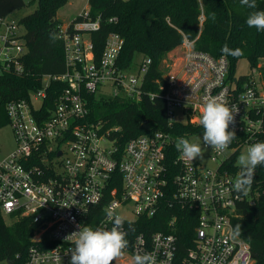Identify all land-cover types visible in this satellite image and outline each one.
<instances>
[{"label":"built area","instance_id":"1","mask_svg":"<svg viewBox=\"0 0 264 264\" xmlns=\"http://www.w3.org/2000/svg\"><path fill=\"white\" fill-rule=\"evenodd\" d=\"M101 26L89 8L61 24L58 38L64 47L65 73L44 76L29 101L7 106L17 146L0 163V213L12 223L29 218L35 228L25 264H70L75 240L70 235L84 226L110 230L109 207L124 218L128 241L113 264H134L137 253H150L155 264H253L251 245L234 234L233 221L241 205H254L262 195L256 180L260 166L246 194L235 192L233 184L241 173L239 156L252 144L264 142V59L251 67L252 75L231 77L226 57L198 51L194 41L185 39L179 63L165 71L163 83L156 81L169 126L200 125L202 107L213 97L236 114L229 126L236 138L224 151L211 148L215 168L205 169L196 159L182 158L175 148L179 137L190 140L200 134L157 130L121 145L119 127L106 129L103 122L89 120L85 93L134 102L158 95L145 90L151 58L140 56L137 74L119 67L124 46L119 34L107 36L100 60H95L91 36ZM21 29L9 17L0 19V76L24 72ZM51 82L68 86L48 109L44 102ZM178 112L184 122L175 119ZM162 213H168L166 230L140 229V222H153ZM180 218L193 227L185 250Z\"/></svg>","mask_w":264,"mask_h":264},{"label":"trees","instance_id":"2","mask_svg":"<svg viewBox=\"0 0 264 264\" xmlns=\"http://www.w3.org/2000/svg\"><path fill=\"white\" fill-rule=\"evenodd\" d=\"M69 0H32L36 5L33 13L18 23L24 29V72H6L0 76V128L9 123L7 106L14 101L27 100L42 87L44 76H59L65 73L64 47L58 38L62 24L58 11ZM257 8L250 9L240 0H88L93 19H101V30L92 34L95 45V60L102 55L105 40L110 33L119 34L124 46L118 58L122 70L129 69L137 56L152 59L146 77L147 94H158L154 98L145 95L140 102L124 97L105 98L96 94H84L90 109V121L103 122L106 129L119 127L117 136L120 144L157 130L169 131L179 136L202 134L201 125H184L179 122L169 126L166 102L158 90L156 81L164 82L163 64L171 53L178 55L184 40L194 41L196 50L215 58L226 57L230 74H236V64L247 60L251 67L264 59V32L249 28L246 20L253 11H264V0H256ZM24 0H0V19L8 18L15 11L25 8ZM216 14L215 20L211 14ZM204 21L201 24L200 18ZM117 21L109 22L110 19ZM240 48L243 55H224L221 49ZM66 83L51 82L47 89L45 108H52L58 95L66 89ZM264 141V137H263ZM256 180L261 183L259 201L243 204L237 211L233 226H241L238 235L252 248L253 264H264V166H260ZM168 213L158 215L153 222H140L146 233L166 230ZM178 223L181 231V246L190 245L193 227L190 220ZM34 226L29 218L8 224L0 213V261L25 264L27 249L31 244Z\"/></svg>","mask_w":264,"mask_h":264},{"label":"clouds","instance_id":"3","mask_svg":"<svg viewBox=\"0 0 264 264\" xmlns=\"http://www.w3.org/2000/svg\"><path fill=\"white\" fill-rule=\"evenodd\" d=\"M242 5L250 9L257 8L256 0H240ZM215 20L216 14H211ZM246 24L249 28L264 32V11H253L249 14ZM222 54L240 57L244 53L242 49H230L224 45ZM238 112V111H237ZM235 115L233 109L226 102L213 97L206 100L202 107L200 125L203 127L202 142L204 145L218 150H226L236 138L234 130L229 131V126L234 125ZM176 150L181 157L190 161L202 159L204 150L200 143L190 142L185 137H179L175 143ZM241 168L240 175L235 179L233 189L237 193H245L250 189L258 166H264V142H256L247 147L238 158ZM106 216L112 222L110 230L104 227L93 229L90 226L80 227V230L72 233L74 247L70 249V264H113V261L121 257L128 246L127 232L124 230V218L115 213L109 207ZM233 232L239 235L241 226L237 224ZM134 264H155V258L150 253L134 256Z\"/></svg>","mask_w":264,"mask_h":264},{"label":"rangeland","instance_id":"4","mask_svg":"<svg viewBox=\"0 0 264 264\" xmlns=\"http://www.w3.org/2000/svg\"><path fill=\"white\" fill-rule=\"evenodd\" d=\"M27 6L21 10L15 11L9 17L10 21L19 22L25 16L31 14L36 9V5H29L32 0H24ZM84 9H88V0H69L67 5L62 7L57 14L58 20L63 25L68 24V22L72 21L78 14H80ZM21 32L24 34L25 31L22 28ZM180 50L178 55L176 53H171L167 60H165L163 67L165 71H170L174 65V63H179ZM179 59V60H178ZM178 60V61H177ZM141 61L140 56H137L130 67L129 73L137 74L138 73V64ZM252 68L250 63L247 60H242L236 64V76H250L252 75ZM175 119L180 122H184L185 118L178 112L175 115ZM202 134L193 137L190 139V142L200 143L201 147L204 150L203 158H197L196 160L203 166L205 169H214L215 164L210 159L211 148L206 147L201 138ZM17 146L16 138L10 123L5 124L0 128V163L6 160L11 154L15 151ZM131 217V216H128ZM132 218V217H131ZM5 220L8 224H11L9 218L5 217Z\"/></svg>","mask_w":264,"mask_h":264},{"label":"water","instance_id":"5","mask_svg":"<svg viewBox=\"0 0 264 264\" xmlns=\"http://www.w3.org/2000/svg\"><path fill=\"white\" fill-rule=\"evenodd\" d=\"M60 155V154H59ZM8 264H12V262L11 261H8Z\"/></svg>","mask_w":264,"mask_h":264}]
</instances>
